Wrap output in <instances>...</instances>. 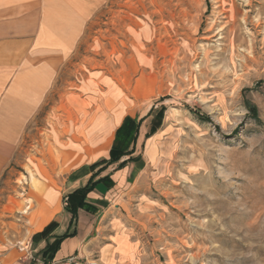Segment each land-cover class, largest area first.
<instances>
[{
    "label": "rangeland",
    "instance_id": "rangeland-1",
    "mask_svg": "<svg viewBox=\"0 0 264 264\" xmlns=\"http://www.w3.org/2000/svg\"><path fill=\"white\" fill-rule=\"evenodd\" d=\"M103 2L0 182V235H24L31 165L73 120L105 119L108 144L132 115V149L91 166L96 181L139 163L96 219L104 249L83 261L264 264V0Z\"/></svg>",
    "mask_w": 264,
    "mask_h": 264
},
{
    "label": "crops",
    "instance_id": "crops-1",
    "mask_svg": "<svg viewBox=\"0 0 264 264\" xmlns=\"http://www.w3.org/2000/svg\"><path fill=\"white\" fill-rule=\"evenodd\" d=\"M103 3L0 0V182L14 162L28 126L47 104L59 71L81 45ZM108 93L103 89L99 96L105 99ZM81 97L87 104L95 99V94L91 91ZM85 114L89 119L90 113ZM138 122L139 118L132 115L116 120L108 144L104 140L97 143L95 138L104 131L101 126L105 119L97 123L92 117L78 128L73 120L67 126V137L51 144L50 154L42 155L38 164L31 165L35 166L31 187L18 204L28 226L18 238L9 229L6 235H0V264L57 263L73 255L89 259L98 249H104L94 236L100 229L95 225L96 219L113 200L121 180L139 163L98 183L86 198L92 210L80 209L76 221H72L63 199L89 183L91 166L99 158L107 157L113 147L132 149L131 144L139 139ZM38 234L43 235L35 238ZM65 234L69 236L62 240L53 258L45 257L47 247ZM23 239L27 243L19 242L17 249L15 243Z\"/></svg>",
    "mask_w": 264,
    "mask_h": 264
},
{
    "label": "trees",
    "instance_id": "trees-1",
    "mask_svg": "<svg viewBox=\"0 0 264 264\" xmlns=\"http://www.w3.org/2000/svg\"><path fill=\"white\" fill-rule=\"evenodd\" d=\"M107 179L108 178H103L97 181L90 180L89 183L85 187L79 188L78 190L68 195L67 197L68 202H67L66 209L67 211L71 213L72 219H73L72 221H76L78 211L80 209L92 210V207L86 202L87 195L89 192H91L95 188V186L98 183H101L102 181H105ZM42 235L43 234H38L37 236H35V238H38ZM68 236H69L68 234H65L63 237L58 239L53 245H49L44 252V256L48 258H53V255L57 251L62 240ZM45 264H49V261L46 262Z\"/></svg>",
    "mask_w": 264,
    "mask_h": 264
},
{
    "label": "built area",
    "instance_id": "built-area-1",
    "mask_svg": "<svg viewBox=\"0 0 264 264\" xmlns=\"http://www.w3.org/2000/svg\"><path fill=\"white\" fill-rule=\"evenodd\" d=\"M64 205H67V203L65 202ZM27 254L31 255V252L28 251ZM49 264H94V262H89V261L84 262L83 259H81L77 255H73L60 262H57V263L52 262Z\"/></svg>",
    "mask_w": 264,
    "mask_h": 264
}]
</instances>
